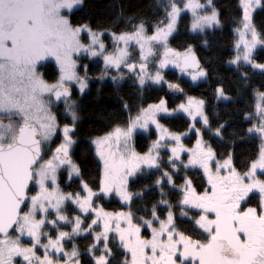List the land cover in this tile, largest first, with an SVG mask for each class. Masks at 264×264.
Here are the masks:
<instances>
[{
	"label": "snow or ice",
	"instance_id": "obj_1",
	"mask_svg": "<svg viewBox=\"0 0 264 264\" xmlns=\"http://www.w3.org/2000/svg\"><path fill=\"white\" fill-rule=\"evenodd\" d=\"M82 0H0V264H13V258L21 256L24 264H60L63 254V264H85L80 259L81 253L75 244L70 252L64 250L63 242L71 240L76 235L91 233L94 226L103 222L102 231L96 232L94 242L89 245L86 255L90 260L86 264H112L117 260L116 254L109 247V233L118 235L119 245L127 255L118 260V264H264V180L257 178V170H264V92L258 93L260 102L256 105V113L260 119L259 125H253L248 134H258L261 145L256 159L252 160L248 171L240 173L232 163V155L228 154L223 163L216 160V153L211 145L203 140L200 129H195L197 140L194 148H185L181 133H171L157 119L160 113L171 114L166 107V100L158 104H150L142 108L135 118H129L126 127L117 126L103 137L93 140L97 154L103 163L100 176L99 191L108 194L113 191L125 202H130L133 196L142 193H130L127 190L128 177L137 172L153 168L159 170L162 157L161 150L167 148L169 142L175 146L170 148L167 164L175 172L177 165L183 168L199 167L203 169L208 187L198 193L192 185V180L184 179V184L177 189L182 193L180 206H190L199 209L201 214L194 220L195 225L206 234L205 240L193 239L184 232L177 230L172 205L167 200H161L153 205L152 220L133 223L131 212L109 213L102 207H94L93 197L98 194L86 183L81 181L83 191L80 193H64L59 186L58 177L62 168H67L69 179L81 175L79 165L71 158V151L76 141L73 135L79 120L76 102L71 99L72 92L68 84H78L80 92L87 88V76L77 74V63L73 56L85 53L91 57H102L105 69L114 68L118 72L121 66L126 68L136 78L141 87L146 79L161 83L163 76L160 69L168 63H176L182 72H188L192 81L208 75L199 65V61L191 54L189 46L182 57L183 63L170 60V56H179L168 47V38L175 30L180 14L184 10L192 13L193 31H204L205 28L219 26V13L213 8L210 15H201L205 5L199 0H183V6L177 0H166L159 7L163 8L164 16L154 25L152 35L147 34L143 21L133 25L134 31L111 33L113 50L108 51L101 39L103 31H96L91 26H73L63 11L69 12L74 5ZM209 5L211 0H208ZM260 0H239L242 9L241 27L235 29L240 39L235 47L239 53L243 44V55H237L230 63L238 64L242 59L252 64L253 68L264 70V64L252 61V52L257 44L264 45L261 33L253 24V9ZM86 33L89 43H81V34ZM251 35V40L246 37ZM139 46V64L130 63L133 59L129 52L130 43ZM123 43L124 47L119 45ZM155 46L164 48L163 58L154 76L147 72L149 60L157 55ZM54 58L59 66V77L53 83L43 79L37 72L40 62ZM87 71L85 66V72ZM122 77H113L117 80ZM247 79V76H244ZM169 89L183 92L178 84H168ZM217 99H225L223 88H217ZM49 99L46 101L44 97ZM63 100L71 123L63 128L52 113L50 104ZM204 101L187 97L186 103H180L172 112L186 113L194 122L197 117L203 125L210 127L208 116L204 112ZM125 104V108H127ZM250 119L251 117H246ZM7 120V123L4 121ZM149 124H154L160 136L152 142L145 154H138L130 148L129 142L134 130L139 127L147 130ZM226 124H220L213 135L222 137ZM62 131L61 142L52 150L51 155L44 151V146L52 141L57 132ZM189 154L187 164L180 160V154ZM213 163L215 170H213ZM162 178L168 184H174L169 171L162 173ZM51 182V187H49ZM30 183L38 187L34 195H29ZM155 185L161 187V179ZM150 189H145L149 191ZM259 196L255 207L244 208L252 195ZM30 201L28 211L22 210V205ZM71 201L78 206L82 214L93 213L87 228H82L80 215L70 219L64 215V205ZM162 204L168 208L165 220L157 216V207ZM49 209L54 210L55 219L49 221ZM40 218L37 219V214ZM209 213L214 218H209ZM181 216H187L181 211ZM121 221L126 227L121 226ZM155 221L159 228L152 227ZM61 222L71 224V232L58 231L55 238L43 229L52 225L59 229ZM113 223L115 227L113 228ZM141 225L151 228V238L141 236ZM15 230L13 238L10 230ZM31 238L30 247L21 246V237ZM42 237L47 242L42 243ZM103 247H100V245ZM43 248V256H38L37 248ZM182 249V250H181ZM51 250V251H50ZM99 252V255L96 253ZM53 253L56 259H53ZM150 253V254H149Z\"/></svg>",
	"mask_w": 264,
	"mask_h": 264
},
{
	"label": "trees",
	"instance_id": "obj_2",
	"mask_svg": "<svg viewBox=\"0 0 264 264\" xmlns=\"http://www.w3.org/2000/svg\"><path fill=\"white\" fill-rule=\"evenodd\" d=\"M261 5L253 13V24L256 31L261 33L264 39V0H260ZM219 13L220 25L215 29H207L202 33H191L189 31L190 18L186 14L179 17L177 30L170 36L168 43L171 47L179 50L191 46L200 57L202 68H205L208 75L204 81L196 85L183 82L184 90L194 96H199L204 100L205 114L208 116L210 127H206L200 122L196 124L200 127L204 141L211 145L218 159L232 155V162L235 168L244 172L252 160L257 157L261 140L258 134H248L247 130L254 123L255 96L259 92H264V70H257L252 65L242 62L238 64H229L235 53L234 41L236 39L235 29L240 25L242 10L238 0H211ZM166 0H82L74 11L69 14V20L73 25L91 26L96 31H103L101 39L104 41L108 51L113 48V42L110 39V32L120 33L131 31L133 25H138L142 21L147 27L148 32H152V26L164 16L163 8L159 7ZM254 60L257 64H264V45L254 51ZM136 55V51L135 54ZM78 61L82 64L87 63V71L90 75L89 89L79 101L77 113L79 120L76 124L74 137L73 156L79 165L81 175L72 180L67 179L65 170L59 173V186L66 192H79L81 181L86 183L92 190L99 189L100 176L102 173L101 164L96 158L91 139L94 136L102 134L105 131L113 129L117 125H124L129 118L135 116L139 109L145 104L165 99L168 106L174 107L177 98L171 97L165 91L164 86L156 85L146 81L143 87L135 84L131 80V74L124 69L119 72L114 69H108L107 72L114 77H121L124 73L126 78L117 80L103 78L97 81L95 78L103 74L102 61L96 57L87 58L79 56ZM79 68V69H81ZM43 72L47 80L55 79L58 75L53 64L49 63L43 66ZM128 73V74H127ZM164 77L170 81L175 80V72H165ZM247 76V79L244 78ZM223 88L227 100L217 99V88ZM127 104V108H125ZM251 117L247 119L246 117ZM159 123L174 132L186 131L191 121L184 115L177 113L172 116L161 115L158 117ZM220 124H226L222 137L213 135L215 129ZM134 144L137 149L144 151L147 149L149 140L155 135L153 130L147 134L136 132L134 134ZM196 137L191 133L185 137L184 142L188 145ZM168 149L161 150V167L159 170L151 169L137 174L128 183L129 191L133 194L142 193L140 196H133L129 207L132 210L134 218L150 219L153 205L161 200H167L172 205V211L175 217L177 228L181 232L187 233L193 239L205 240L206 235L198 229L193 217L197 216V211L189 210V218L179 217V211L182 207L179 204L181 192L179 189L184 183L185 178L192 180V185L198 192L204 191L208 185L206 177L196 167L183 168L179 164L178 172L172 170L167 164L169 157ZM186 156V155H185ZM185 156L181 157L185 164ZM169 171L172 175L174 184H168L166 179L162 178V173ZM157 179H161L162 190L166 194L161 196V187L155 185ZM145 189H150L145 191ZM94 207L100 206L104 210H118L123 207L120 200L113 196H104L101 193L94 197ZM259 196L252 195L246 206L255 207ZM66 210L71 216L76 214V208L70 204ZM157 216L163 219L168 208L160 204L157 209ZM53 215V214H51ZM86 226L87 221H84ZM97 227H95V230ZM94 230V231H95ZM93 234L79 235L71 240H66L65 247H71L73 244L79 249L82 262H88L90 255H86V250L93 243ZM109 247L117 256L112 264H118V260L124 259L128 253L123 250L114 234L109 235ZM99 252L96 253L98 255Z\"/></svg>",
	"mask_w": 264,
	"mask_h": 264
},
{
	"label": "rangeland",
	"instance_id": "obj_3",
	"mask_svg": "<svg viewBox=\"0 0 264 264\" xmlns=\"http://www.w3.org/2000/svg\"><path fill=\"white\" fill-rule=\"evenodd\" d=\"M163 1H165V0H163ZM239 1V0H238ZM199 2L201 3V4H203V5H205V9L203 10V11H201V15H210L211 14V12H212V9L213 8H215L216 9V7H214V5H213V3L211 2V4L209 5V3H208V0H199ZM177 3L178 4H180V6L182 7L183 6V0H177ZM81 4V3H80ZM80 4H78V5H74L73 6V9L71 10V12L72 11H74V9L77 7V6H79ZM261 5V1H260V3L258 4V5H256L255 7H254V9H253V13H254V11L256 10V9H258V7ZM217 10V9H216ZM242 10V9H241ZM71 12H69L67 9H65L64 11H63V15H65V16H67V18L69 19V14L71 13ZM253 13H252V16H253ZM182 14H186V15H188L189 16V18H190V22H189V31L191 32V33H193V34H195V33H202V32H204L205 30H207V29H215L216 27H218V26H214V27H209V28H205L204 29V31H199V30H196V31H193V29H192V23H193V17H192V13L190 12V11H188V10H184V11H182L181 12V14H180V16L182 15ZM178 20H179V18H178ZM178 20H177V23H178ZM177 23H176V26H175V30L173 31V33L177 30ZM73 25V24H72ZM220 25V24H219ZM73 26H77V25H73ZM153 28H152V32H148V30H147V27H145L146 28V30H147V34L148 35H152V33H153V31L155 30L154 29V25L152 26ZM238 27H241V24L238 26ZM237 27V28H238ZM236 28V29H237ZM132 31H134V29H132L131 31H128V32H132ZM125 32H127V31H125ZM111 33H113V32H110L109 34H110V39L112 40V42H113V39H112V36H111ZM120 33H122V32H120ZM120 33H116L117 35L118 34H120ZM173 33L171 34V35H173ZM235 34H236V39H235V41H234V49H235V53L233 54V57H232V59H230L229 60V64H233V63H230V61H232L233 59H235V57L239 54V55H241V57H242V55H243V44H241V46H240V50H239V53H238V51H237V48L235 47V45H236V43H237V41L240 39V37H239V35L237 34V32L235 31ZM170 35V36H171ZM170 36H169V38H170ZM169 38H168V40H169ZM80 39H81V43H83V44H87V43H89V40H88V37H87V35H86V33H82L81 34V37H80ZM246 39L247 40H251V35L249 34L247 37H246ZM104 42V41H103ZM120 47H124V45H123V43H121L120 45H119ZM113 47H114V45H113ZM168 47L170 48V49H172V50H174V52L175 53H179V54H181V53H184L185 51H187L188 50V48L189 47H187V48H185L184 50H179V49H177V48H175V47H171L170 45H169V43H168ZM260 47V44H257V46L253 49V52H252V61L255 63V64H257L256 62H255V60H254V51L255 50H257L258 48ZM113 50V48H111L110 49V51L109 52H111ZM135 51H136V55H134L135 54ZM154 51L157 53V55L155 56V57H153V58H151L150 60H149V63H148V67H147V72L148 73H150L152 76H154L155 75V73H156V71H157V68L159 67V60H160V58L161 57H163V53H164V48L162 47V46H155L154 47ZM129 52L131 53V55H132V57H133V59L132 60H130L129 62L130 63H136L137 64V66H138V64H139V46L138 45H136L134 42H132V43H130V45H129ZM79 56H87V58L89 59V58H92L91 56H89V55H87V54H85V53H80V54H76V55H74L73 56V59H75L76 60V63H77V69H76V71H77V74L79 75V76H81V77H83V76H85V74H86V76H87V88H85V90L83 91V93L84 92H86L87 91V89H88V87H89V80H90V75H89V73H88V71H86L85 72V66H86V69L88 68V65H87V63H85L84 62V64H82V68L81 69H79V71H78V66H79V64H80V62L78 61V57ZM170 57H175V56H170ZM96 58H98L100 61H102V66H103V68H104V70H102L103 72V74H101L100 76H98V77H96L95 79L97 80V81H101L103 78H105V77H108V79H112L113 77H114V75L113 74H111L110 75V73L109 72H107L108 71V69L106 70L105 69V65H104V62H103V59H102V57H96ZM48 60L49 61H51V62H53V65H54V67H55V69H56V71H57V76L55 77V79H52V80H47L46 79V77H45V75H43V66L45 65V64H48ZM44 62H46L45 64H43ZM239 62H242V63H244V64H247V65H252V64H250V63H245L242 59L239 61ZM42 64V75H43V79L45 80V81H47L48 83H53V82H55L57 79H58V77H59V66L57 65V63H56V61H55V59L54 58H48L47 59V61H42V62H40V65ZM124 69V71H127L128 73H130L126 68H124L123 66H121V69ZM111 69H114V68H111ZM203 69H205V68H203ZM257 70H261V69H258V68H256ZM114 70H116V69H114ZM206 70V69H205ZM37 72L38 73H41L40 72V70H39V65H38V67H37ZM176 72V74H175V79H176V81H178V82H183V84L185 83L186 84V82L188 83V84H192V85H196L198 82H200V81H204L205 79H206V77H202V78H200V79H198V80H196V81H192V79H191V76L188 74V72H178V71H175ZM127 73V74H128ZM131 74V73H130ZM160 74L163 76V81L161 82V83H159V84H157V83H154L153 82V80L152 79H146V81H148V82H151V83H153V84H156V85H160V86H164V87H166V86H168V84L169 83H171L172 81H175V80H172V81H170V80H168V79H166L165 77H164V74L161 72V70H160ZM121 77L122 78H126V75L123 73L122 75H121ZM131 80H133L134 79V81H137V82H135V84L136 85H138V86H140V84H139V82H138V80H137V78H136V75H133V74H131ZM181 82V83H182ZM70 85L72 86V88H73V91L75 92V96H71V99L73 100V101H75L76 102V105H77V108H76V111H77V109H78V107H79V101H80V98L84 95L83 93H81L80 92V89H79V86H78V84H76L75 82H71L70 83ZM70 85H68V86H70ZM71 88V87H70ZM260 93V92H259ZM258 94V93H257ZM256 94V98H255V111H254V123H253V125L255 124V125H259V123H260V119H261V117H259L258 115H257V113H256V105H257V103L258 102H260L259 101V99H258V95ZM189 96H191V97H194V98H196V99H198V100H200V99H202L201 97H197V96H194V95H192V94H190V93H186L185 92V94L181 97V98H178L177 99V103L175 104V106L174 107H170V106H168V104H167V102H166V107L169 109V113H171L170 115L169 114H165V113H160V114H158L157 115V119H158V117L159 116H161V115H165V116H167V115H169V116H172V115H176L177 113H179V114H182V115H184L187 119H189V121H191V123H190V126H189V128L186 130V131H182V132H178V133H181V134H186V135H182V144L185 146V148H189V149H191V148H194L195 147V145H196V140H197V135H196V137L194 138V140L191 142V144H187V143H185L184 142V140H185V137H188L191 133H195L196 134V131H195V129H200V127H197L196 126V124H198V122H200V124H202L203 125V122L200 120V118L199 117H197V121L195 122V128H191V125L194 123L192 120H191V118L186 114V113H183V112H172V110L173 109H176L177 107H178V105L180 104V103H186V101H187V97H189ZM44 99L47 101L49 98L47 97V96H45L44 97ZM52 103L49 105L50 106V108H51V111H52V113L54 112L55 113V111L57 112L56 114H55V116L57 117V121H58V123H59V125H60V128L62 129L63 128V126L65 125V124H70L71 123V117L67 114V112H66V109H65V104H64V102L62 101V105H60V107L58 108V106H57V104L54 102V99H53V97H52ZM159 101L160 100H157V101H155V102H151V103H148V104H145V106H142L140 109H139V111L137 112V114H135V116H133L132 118H135L139 113H140V110L142 109V108H147L150 104H158L159 103ZM204 101V100H203ZM58 109V110H57ZM55 110V111H54ZM78 112V111H77ZM204 112H205V110H204ZM129 121V120H128ZM128 121L126 122V123H124V125H117V126H120V127H126L127 126V124H128ZM5 123H7V120H5L4 121ZM161 124V123H160ZM162 125V124H161ZM252 125V126H253ZM117 126H115V127H117ZM163 126V125H162ZM114 127V128H115ZM164 127V126H163ZM113 128V129H114ZM165 129H168V128H166V127H164ZM113 129H111V130H108V131H105V132H103L102 134H99V135H97V136H94L92 139H91V142H92V145H93V147H94V153H95V156H96V158H98V161L100 162V164H101V168L103 169V163H102V161L100 160V158H99V156H98V154H97V147H96V145L95 144H93V140H95V139H97V138H99V137H103V136H105L107 133H109V132H111V131H113ZM149 130H153V133L155 134L150 140H149V142H148V146H147V149L146 150H144V151H140V150H138L137 149V147H136V145L134 144V134L136 133V132H141V133H143V134H147V132L149 131ZM169 130V129H168ZM169 132H171V133H177V132H174V131H171V130H169ZM160 136V132H159V130L156 128V126L154 125V124H149V127H148V129L147 130H145V129H142V128H139V127H137L135 130H134V132H133V135H132V138H131V140H130V142H129V145H130V148L132 149V150H134L136 153H138V154H145L147 151H148V149H149V147L152 145V142L153 141H155L158 137ZM259 136V135H258ZM58 137H59V140H58ZM56 138H57V140H58V142H56L55 144H53V142L56 140ZM260 138V137H259ZM61 139H62V131H59L58 130V132H57V134L52 138V141H50L49 142V147L52 149V150H54L55 149V147L61 142ZM73 139L76 141V138L73 136ZM204 140V139H203ZM52 144H53V146H52ZM75 145V144H74ZM74 145H73V147H74ZM173 146H175L174 145V143H171V142H169L168 144H167V149H168V152H169V154L168 155H170V148L171 147H173ZM45 148V150H48L46 147H44ZM73 151H74V148H72V151H71V158H72V160L77 164V161H76V159H74V156H73ZM161 153V152H160ZM50 155H51V152H50ZM186 155V156H185ZM183 156H185V158H186V160H185V164H187V162H188V158H189V154L187 153V152H182L181 154H180V158L181 157H183ZM227 157H225V158H222V159H218L217 157H215V159L216 160H219L221 163H223V161H224V159H226ZM256 159V158H255ZM233 163V162H232ZM142 167H145V171H148V169L146 168V166H142ZM212 167H213V170H215V164L213 163V165H212ZM196 168H198V169H200L198 166L196 167ZM154 169V168H153ZM62 170H65V172L67 173V179L69 180V176H68V170H67V168H62L61 170H60V172H62ZM200 171H202V173H203V169H200ZM248 170H246V171H244V172H240V173H245V172H247ZM139 173H141V172H137L136 174H134V175H132V176H129L128 177V183H129V181L131 180V179H133L137 174H139ZM204 174V173H203ZM59 178V177H58ZM74 178H77V176H73L72 178H71V180L72 179H74ZM257 178L258 179H261V180H264V170H257ZM58 183H59V181H58ZM184 184V183H183ZM182 184V185H183ZM49 187H51V182H49ZM90 187V186H89ZM61 189V188H60ZM39 189H38V187L37 186H35L34 184L32 185V191H31V193H30V195H34L35 194V192L36 191H38ZM62 190V189H61ZM127 190L129 191V188L127 187ZM64 193H73V192H66V191H64V190H62ZM94 191V190H93ZM94 192H96L97 194H100V191H99V189L98 190H95ZM130 192V191H129ZM198 192V191H197ZM203 192V191H202ZM74 193H80V195L81 196H84V195H86V192H84L83 191V186H82V183H81V188H80V190H79V192H74ZM131 193V192H130ZM198 193H201V192H198ZM102 194V193H101ZM102 195H104L105 197L106 196H113V197H115L116 199H118V200H120V202L122 203V205H123V207H121V208H118V210H104V211H106V212H109V213H120V212H124V213H128V212H131L132 213V210L130 209V207H129V204H130V202H125L124 200H122L116 193H115V191H113V192H111V193H108V194H102ZM96 197V196H95ZM181 197H182V193H181ZM93 199H94V197H93ZM68 204H70L72 207H74V208H76V214L75 215H73V216H71L70 215V213H68L67 212V210H66V206L68 205ZM94 206V205H93ZM30 207V201H28V203H27V206L24 208V212H26V211H28V208ZM64 207V212H63V214L64 215H67L70 219H72V218H74L75 216H77V215H80L81 216V219L83 220V224H82V228H87V226H88V224L89 223H91V220L92 219H94L95 218V215L93 214V213H86V214H82L80 211H79V209H78V206H76L75 204H73L71 201H67L66 203H65V205L63 206ZM96 207H100V206H96ZM243 207H244V205H243ZM247 207H252V206H246L245 208H247ZM189 210H195V211H197L198 213H197V216L196 217H193V220H195V219H198L199 218V215L201 214V212H200V210L199 209H194V208H192V207H190V206H185V207H183L180 211H179V214H178V216L179 217H185V218H189L190 216H191V214H190V212H189ZM181 211H183V212H186L187 213V216H181ZM51 214H53V215H51ZM133 215V214H132ZM209 215V218L210 219H212V218H214V214H212V213H209L208 214ZM166 217H167V214H166V216L163 218V219H161V220H165L166 219ZM40 218V214L38 213L37 214V219H39ZM56 217H55V212H54V210H52V209H49V215H48V217H47V219L49 220V221H51V220H53V219H55ZM153 219V217H150V219H144V220H152ZM84 221H87V224H86V226H84ZM133 223H141V218H139V219H136V218H134V216H133ZM195 224V223H194ZM102 226H103V222L101 221L100 222V224H99V226H94V230H95V227H97V229L94 231H92L91 232V234H93L92 235V237H93V242H94V235H95V233L96 232H100V231H102ZM121 226L122 227H126V224L123 222V221H121ZM196 226V225H195ZM115 227V223H113V228ZM152 227H155V228H159V222L158 221H155L154 223H153V225H152ZM197 227V226H196ZM198 228V227H197ZM71 229H72V225L71 224H67V225H65L63 222H61V224H60V227H59V229H57L56 227H53L52 225H48V226H46L44 229H43V231L44 232H46V233H48L49 235H51L53 238H55V236L57 235V232L58 231H66V232H71ZM199 229V228H198ZM177 230L178 231H180L178 228H177ZM201 230V229H200ZM202 232H203V230H201ZM185 233V232H184ZM87 233H81V234H79V235H86ZM111 233H109V235H110ZM113 234V233H112ZM203 234H205L204 232H203ZM13 238H15L16 236H17V233L15 232V230H13L12 231V233L10 234ZM79 235H76L75 237H77V236H79ZM185 235H187V233H185ZM206 235V234H205ZM115 236V238H116V240L119 242V238H118V235H114ZM141 236L143 237V238H145V239H150L151 238V228H149L147 225H141ZM195 240V239H194ZM47 242V240L44 238V237H42V243H46ZM65 242H66V240L63 242V246H64V250L65 251H68V252H70L71 250H72V246L71 247H65ZM21 246L22 247H30L31 246V238L30 237H28L27 235H24V236H22L21 237ZM100 247H103V245L101 244L100 245ZM182 250V249H181ZM51 251V250H50ZM126 251V250H125ZM38 256H43V254H44V249L43 248H37V253H36ZM150 254V253H149ZM60 255V264H63V254H59ZM99 255V254H98ZM128 255H129V260H130V258H131V254L130 253H128ZM53 259H56V254L55 253H53ZM13 264H24V261H23V258L21 257V256H16V257H14L13 258ZM177 264H179V260H177ZM186 264H190V262H186Z\"/></svg>",
	"mask_w": 264,
	"mask_h": 264
},
{
	"label": "water",
	"instance_id": "obj_4",
	"mask_svg": "<svg viewBox=\"0 0 264 264\" xmlns=\"http://www.w3.org/2000/svg\"><path fill=\"white\" fill-rule=\"evenodd\" d=\"M187 51H185L184 53H181L179 56H175V57H169L170 60H175V61H178L179 63H183V60H182V57L186 54ZM191 54H193L196 59L199 61V65L202 67V64H201V60H200V57H198V54L195 50L191 49ZM163 58V57H161ZM160 58V59H161ZM160 61V60H159ZM161 71L163 73L165 72H173V71H181V68L177 66L176 63H168L166 66H164L163 68H161ZM170 84H178L180 86V88L183 89V92H175L174 90L172 89H169V87L167 86L165 88V91L167 92L168 95H170L171 97H174L175 99L177 98H181L184 94H185V90L184 88L182 87V85L178 82V81H172ZM70 88V86H68ZM71 90V88H70ZM53 99L55 101V98L53 96ZM56 103H59L60 101H55ZM31 185L32 183H30L29 187L31 188ZM29 194V193H28ZM28 201H26L25 205H22V210L25 208V206L27 205ZM14 230V229H13ZM13 230H10V234L12 233Z\"/></svg>",
	"mask_w": 264,
	"mask_h": 264
},
{
	"label": "flooded vegetation",
	"instance_id": "obj_5",
	"mask_svg": "<svg viewBox=\"0 0 264 264\" xmlns=\"http://www.w3.org/2000/svg\"><path fill=\"white\" fill-rule=\"evenodd\" d=\"M46 61H47V60H46ZM48 62L51 63V64H53V62H51V61H49V60H48ZM45 63H46V62H44L43 64H45ZM79 68H81V65H80V64H79V66H78V71H79ZM39 70H40V72H41V74H42V64L39 65ZM175 74H176V72H175ZM43 75H44V72H43ZM180 84H181V83H180ZM68 85H70V84H68ZM89 86H90V84H89ZM70 87H71L72 95L75 96L76 94H75V92L73 91V88H72L71 85H70ZM182 87L184 88L183 85H182ZM88 89H89V87H88ZM88 89H87V91H88ZM87 91H86V92H87ZM86 92H84V93H86ZM84 93H83V94H84ZM83 96H84V95H83ZM83 96H82V97H83ZM82 97H81V98H82ZM81 98H80V99H81ZM62 101H63V100H61L58 104L56 103L57 106H58V108L60 107V105H62ZM57 110H58V109H57ZM54 111H55V110H54ZM56 113H57L56 111H55V113L53 112L54 115H55ZM58 140H59V137H58ZM58 140H57V138H56V140L53 142V144H55L56 142H58ZM53 144H52V146H53ZM44 147H46V148L48 149V150H45V148H44V151L48 153V155H46L44 158H45V159H48L49 156H50L49 144H46ZM32 185H33V184H32ZM32 185H31V188H30V191H29V195H30V193H31V191H32ZM25 207H26V206H25ZM23 210H24V209H23Z\"/></svg>",
	"mask_w": 264,
	"mask_h": 264
}]
</instances>
